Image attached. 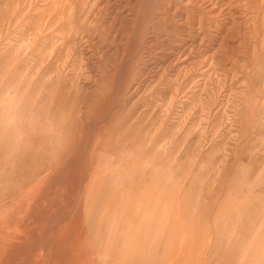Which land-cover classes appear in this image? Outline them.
<instances>
[{"label": "rangeland", "instance_id": "obj_1", "mask_svg": "<svg viewBox=\"0 0 264 264\" xmlns=\"http://www.w3.org/2000/svg\"><path fill=\"white\" fill-rule=\"evenodd\" d=\"M96 171L182 191L141 253L84 244ZM263 222L264 0H0V264H219Z\"/></svg>", "mask_w": 264, "mask_h": 264}, {"label": "crops", "instance_id": "obj_2", "mask_svg": "<svg viewBox=\"0 0 264 264\" xmlns=\"http://www.w3.org/2000/svg\"><path fill=\"white\" fill-rule=\"evenodd\" d=\"M114 172V171H113ZM113 173H100V171H96L91 176L90 181L88 182L87 188L85 190L84 196L87 198V194L90 189V184L94 181L97 185L96 194L91 200V214L89 215L90 223H89V230L86 236V239L84 240V244H91L94 250L107 254H117L120 253L122 250V247L124 245V242H132L127 237V235L133 234L134 236V243L137 247L138 244V251L141 253L143 246L147 245V239L150 236V231L153 228V215H149L147 213L148 207L155 202L159 201L160 196H155V192H158L161 195V192L166 191L165 193V199L167 201L166 208L170 207L173 208L176 206V198L179 193L177 192L176 195L174 193L172 194V180L166 183L165 185L161 182H157L154 185V193L149 192H143L139 190H133L128 191L127 189H124L123 187H120L118 185H109L108 184V178ZM171 179V177H170ZM179 182V186H180ZM164 186V187H163ZM183 186L184 188L188 186V183L184 182L183 180ZM183 196V193H182ZM88 199V198H87ZM182 201V197H181ZM178 202L177 208L180 209V211H187L189 209V205L183 206V202ZM110 205L111 214L108 220H111V224H108V226H111L113 229L110 231V229L103 234V237L97 239L98 230L100 227L105 228L108 226L104 223L105 222V213ZM117 210V217L114 215V211ZM136 211H140L138 213H135ZM115 217V218H114ZM115 220V222H113ZM113 223V224H112ZM248 223V222H247ZM248 225V224H247ZM246 224L244 227L247 226ZM177 226L179 227V222L175 219L172 220L170 224L165 222L161 225V228L153 234V239L151 240V251L158 250L159 244L162 242V240L165 239L166 244V254L162 257L165 259V261L168 259L167 253L170 248L174 245V228ZM139 227V230L136 228ZM248 227H253V224L248 225ZM147 228V229H146ZM261 244H259V247H255L253 243L251 245L245 246L244 249H242V245L239 244L240 240L237 239L233 244L230 243L231 253L233 252V248L236 252V259H231L221 261L219 264H246L245 262L249 260L248 264H255L258 263V253L259 248L264 249V222L261 226ZM135 229V230H134ZM142 229H145L146 231H142ZM128 231V233H127ZM165 231H167L165 234ZM113 235V236H112ZM109 236L111 237V240L109 241L108 246L106 245V240ZM244 244V243H242ZM155 246V247H154ZM247 250V251H246ZM155 252V253H156ZM264 252V251H263ZM244 253V254H243ZM106 254V253H105ZM249 256H251V259H249ZM89 264L90 260L92 258L90 255H87ZM141 261V259H139ZM262 260V258H261ZM260 260V261H261ZM86 262V261H85ZM251 262V263H250ZM87 264V263H86ZM262 264H264V260L262 261Z\"/></svg>", "mask_w": 264, "mask_h": 264}, {"label": "bare ground", "instance_id": "obj_3", "mask_svg": "<svg viewBox=\"0 0 264 264\" xmlns=\"http://www.w3.org/2000/svg\"><path fill=\"white\" fill-rule=\"evenodd\" d=\"M256 1H257V0H256ZM252 4H253V3H252ZM256 4H257V2H256ZM260 4H261V3H260ZM260 6H261V5H260ZM260 6H259V7H260ZM251 8H252V7H251ZM256 8H258V6H256ZM258 10H259V9H258ZM229 12H231L230 8H229ZM232 12H233V11H232ZM232 12H231V13H232ZM233 13H234V12H233ZM233 13H232V14H233ZM228 14H229V13H228ZM233 15H235V14H233ZM197 17H198V16H197ZM234 18H235V16H234ZM185 19H186V18H185ZM234 20H235V19H234ZM181 21H182V20H181ZM232 23H233V22H232ZM227 30H228V29H227ZM227 30H226V31H227ZM187 50H188V49H187ZM93 121H94V120H93ZM256 231H257V230H256ZM248 243H249V242H248ZM91 244H92V243H91ZM249 244H250V243H249ZM248 246H249V245H248ZM246 251H247V250H246ZM243 254H244V253H243Z\"/></svg>", "mask_w": 264, "mask_h": 264}]
</instances>
